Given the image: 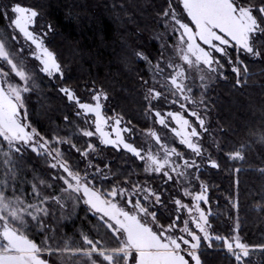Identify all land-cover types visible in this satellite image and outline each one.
<instances>
[{
	"label": "snow or ice",
	"instance_id": "1",
	"mask_svg": "<svg viewBox=\"0 0 264 264\" xmlns=\"http://www.w3.org/2000/svg\"><path fill=\"white\" fill-rule=\"evenodd\" d=\"M164 5L158 12L160 30L153 33L158 42L154 53L139 47L132 52L137 63L146 66L138 70L137 102L145 116L165 130L162 136L155 127L144 129L141 146L125 138V132L134 135L135 129L128 123L122 127L121 115L109 124L102 111L109 93L95 81L89 89L91 102L68 85L59 89L76 106L77 117L94 116V130L77 126L71 135L49 137L33 126L26 94L38 87L36 71L49 77H63L64 72L57 53L46 43L47 32L35 30L39 9L20 0L0 6V16L11 31V35L0 33V64L8 66L7 70L0 66V264H206V254L217 248L226 252L232 264H251L254 252L264 254V242L241 238L238 218L229 235L212 230L208 185L200 180L204 164L220 167L211 153L204 155L206 92L217 79H227L226 67L235 76L233 87L243 89L253 75L245 60L264 63V0H164ZM46 28L51 30L52 25ZM10 40L21 44L15 53L9 48ZM30 58L38 61L34 70ZM169 128L185 150L167 139ZM77 132L88 138L98 136L100 145L123 147L143 162L146 173L160 174L162 184L98 187L106 179L105 171L91 158L99 154L98 144L89 139L87 147H77L71 138ZM257 142L264 145V123L249 126L246 139L227 157L244 161ZM65 143L82 159L88 158L83 169L65 157L59 147ZM29 150L46 159L48 170L25 163ZM258 171L264 175V164ZM194 180H199V190L193 188ZM170 183L187 199L179 193L173 196ZM81 204L95 217L87 230L58 233L55 224L48 222L57 217L70 220ZM234 206L239 208L238 200ZM255 207L264 212V193Z\"/></svg>",
	"mask_w": 264,
	"mask_h": 264
},
{
	"label": "trees",
	"instance_id": "2",
	"mask_svg": "<svg viewBox=\"0 0 264 264\" xmlns=\"http://www.w3.org/2000/svg\"><path fill=\"white\" fill-rule=\"evenodd\" d=\"M20 2L37 7L44 20L52 25L46 43L57 53L64 72L63 77L56 75L52 78L35 73L38 87L26 94L28 119L33 126L49 137L53 133L71 135L77 126L87 127L59 88L68 85L81 96L95 81L97 86L103 84L109 93L111 103L104 110L106 116L119 114L125 123L138 131L150 127L143 105L137 102V76L138 70H144L143 63H137L132 52L142 46L153 50L154 45L149 44L148 36L155 26L154 16L165 6L164 0ZM0 33L11 35L3 16H0ZM9 48L14 53L19 49L11 40ZM245 62L253 73L248 84L243 89L234 88L235 76L228 72L226 81L217 83V95L210 101L211 121L217 129L219 141L214 159L220 167L215 172L204 170L200 179L208 185L212 230L226 235L230 223L238 218L241 238L249 243H261L264 242V212L255 205L260 202V194L264 193V175L258 171L264 164V145L254 143L246 152L244 161L227 157L229 151L246 139L249 126L264 123V63L254 58H247ZM65 116L69 117L68 121ZM71 138L77 147H87L78 132ZM75 151L73 148L71 155L65 152V157L74 167L80 168L79 153ZM106 152L109 159L115 160L109 164L113 179L112 182L98 183V187L109 188L115 182L125 181L126 176L128 182L135 176L142 179V167L136 160H131V167L123 166V154L115 157L113 150ZM237 200L238 209L234 206ZM78 218L77 226L85 230L89 224L95 223V218L89 216L83 206L79 208ZM252 257L251 264H264V254L255 252ZM205 260L206 264H232L229 256L218 249L209 250Z\"/></svg>",
	"mask_w": 264,
	"mask_h": 264
},
{
	"label": "rangeland",
	"instance_id": "3",
	"mask_svg": "<svg viewBox=\"0 0 264 264\" xmlns=\"http://www.w3.org/2000/svg\"><path fill=\"white\" fill-rule=\"evenodd\" d=\"M7 2H8V0H0V6H3ZM129 3L130 2H127V4H129ZM48 24L49 23L46 20H44V18L42 17V15H40L39 18H38V26L39 27L35 29V30H39V28H43L47 32L46 40L48 38L49 33L52 32V29L51 30H48L46 28V25H48ZM154 24H155V26L153 27V30L150 32V35L148 36L149 44L150 45L151 44L154 45L153 50H152L151 47H149V48H146L145 46L139 47V48H143L145 52L150 53V54L151 53H154V50L158 47V42L154 39V36H153V33L154 32L160 30V24H159V21H158V15L154 16ZM17 45H18V48L21 46V44H19V43H17ZM249 59H253V58H249ZM0 65H2L3 67H5L6 70H7V68H8L7 65H4V64H0ZM29 66H30V68H33V70H34V67L35 66H38V61H35L34 58H30L29 59ZM145 67L146 66L143 64V68L144 69H145ZM36 72H39V71H36ZM228 72L229 73H232L230 67H226V73H228ZM39 73H41L42 75L47 76L48 78H52V77H49L47 74H44L42 72H39ZM12 75L14 76L15 74L13 73ZM219 81H226V79L219 78L216 81H214L212 84H210V86H209V88H208V90L206 92V97H207V99L205 101L206 103L210 104V101L212 99L213 100L215 99V97L217 95L216 94L217 93V83ZM195 94H196L197 97H199V95H200L199 90H195ZM81 99L82 100H85V101H88V102H91V94L89 92V89L85 90L82 93ZM102 103L104 104V107L102 109V111L104 113L105 108L107 106H109V103H111V101L109 99H107L106 101H102ZM70 104H72V106L77 111L76 106L73 103H70ZM210 111L211 110H210V107H209V110H208V113H207V117H206V126L208 128V132L202 134V142H203V146H204V149H205V154L204 155L206 156L208 153H211V158L214 159L215 156L217 155L216 150L218 149V146L217 145H218L219 141H218V136H217V129L215 128L214 124L211 121ZM115 116L116 115L107 116V117H109V124L114 123V119L113 118ZM80 117L82 119H84V121H85V123H86L87 126L92 127V129L94 130V124H92V120H93L94 116L92 114H90L88 116V119L87 120H85V118L83 116H80ZM189 118L190 119H194V118H192L190 116V114H189ZM147 119L149 121L150 127H155L156 130L158 132H161V135L163 136L164 135V131H165L163 129V126H159L158 125V122H156L154 124L152 117H147ZM124 124H125V121L122 119L121 126L123 127ZM173 126H174V122H173ZM109 130H110V128H109ZM166 131H167V139L169 141L174 140V142L181 148V150H185L186 149V146L180 145L179 139L174 137V134L171 133V129L170 128L167 129ZM79 135L81 136L82 140L86 144H87V141L89 139H91L93 143H97L98 144V141H99V137L98 136H95V137H92V138H88V137H83L82 134H80V133H79ZM113 135H114V133H113ZM125 138L128 139L129 142L135 143L137 146H141V145H143L145 143V138H144V135H143V131L135 130V134L134 135L132 133L125 132ZM59 147H61V149L64 151V153L65 152L70 153V151L73 150V148H71V146L69 144H67V143H65L63 145H59ZM108 149L109 150L111 149V150L114 151V153L116 154L115 157H117L118 154H123L124 155V163H123L124 165L123 166L131 167V160L132 159L136 160L140 164V166L142 167V171H143V174H142L143 177H142V179L139 180L138 177L135 176L133 178V181H130V182L146 183L147 185H150V186H152L154 188L155 187H158V186H160L162 184V177H161L160 174H154V173H151V172L146 173L145 170H144L143 162L140 161L139 158L135 157L133 154L129 153L126 149H123V147H121L120 149H116L112 145H100V144H98V153L99 154L97 155L96 153H93L91 158L94 160V163L97 164V165H100L102 167V169L106 173V179H103L101 181L102 183L112 182V179H113L112 178V175L109 172V170H110L109 164H110V162H114L115 160H111V159L108 158L107 152H106ZM75 152H77V151H75ZM187 152L190 153L191 150H187ZM70 155H71V153H70ZM75 155H76V153H75ZM77 157H78V159L80 161L79 163L82 164V166L80 165L81 166L80 169H83L85 167V162H86V160L88 158H83L82 159L80 153H79V156H77ZM42 158H43V160H42ZM25 163L26 164H29V165H32L34 167H37L40 170H48V168H49V165H48L46 159L44 157H42V156H40V157L36 156V154L35 153H32L31 150H29V158L27 160H25ZM105 165H107V168L104 167ZM119 166H121V164H119ZM204 170L215 172V171L218 170V168H215V167H213L211 165H208V164H204L203 167H202V169H201V172H203ZM193 175H195V174H193ZM99 179L100 178L98 177V180ZM130 182L123 181V182H115L113 184L119 183V184H122L123 185V184H128ZM169 188L172 190L173 196H175V195H177L179 193V190L173 188V186L171 185V183L169 184ZM193 188L196 189V190H199V180H194V182H193ZM179 194L181 195L182 198L187 199L186 197H183L182 196V193H179ZM165 195L167 196V193H165ZM168 203H169V206H170L171 205V201L169 200ZM81 206H83L86 209V212H87V208L83 204H81L79 206V208ZM202 206H204L205 208L208 207V205H202ZM79 208H77L73 212L72 218L70 220H65L63 218L57 217L56 220H51V221H48V222L55 224L58 233H64V232H66L68 235H73L75 232H77L80 229V227L77 226V222L80 221V218H78ZM88 215L94 217L90 213H88ZM236 222H237V220H235V218H234L233 222L230 223V228L228 229V232H227L226 235L231 234L235 230ZM89 227H90V224H89ZM193 227H194V225H193ZM217 244H218V242H217ZM217 249L219 250V248H217ZM223 252L226 253L225 251H223Z\"/></svg>",
	"mask_w": 264,
	"mask_h": 264
}]
</instances>
